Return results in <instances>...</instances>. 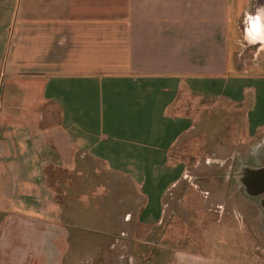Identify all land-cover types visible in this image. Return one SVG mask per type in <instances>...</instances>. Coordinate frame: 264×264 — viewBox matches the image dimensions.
Listing matches in <instances>:
<instances>
[{"label": "crops", "instance_id": "crops-1", "mask_svg": "<svg viewBox=\"0 0 264 264\" xmlns=\"http://www.w3.org/2000/svg\"><path fill=\"white\" fill-rule=\"evenodd\" d=\"M247 47L264 54V0H0V264H133L198 122L222 105L264 127ZM86 231L104 246L74 247Z\"/></svg>", "mask_w": 264, "mask_h": 264}, {"label": "rangeland", "instance_id": "rangeland-1", "mask_svg": "<svg viewBox=\"0 0 264 264\" xmlns=\"http://www.w3.org/2000/svg\"><path fill=\"white\" fill-rule=\"evenodd\" d=\"M12 33L9 31L6 46L10 51L16 49L17 41ZM255 48L247 47L246 67L263 70L264 54L255 59ZM3 65L0 61V71ZM10 86L8 80L5 88ZM6 107L13 109V105ZM225 109L217 106L206 120L198 122L194 137H184L176 146V158L184 167L183 177L167 193L159 224L149 227V235L145 229L139 230L148 239L127 241L133 264H174L177 257L181 260L177 264H190L189 259H196L190 254H201L207 264H264L261 195L246 192L237 175L244 166H264V127L254 131L247 122L244 125L243 121H231ZM57 178L61 181L69 177L60 174ZM96 237L86 231L73 241L74 247L86 252L103 247L106 241ZM73 259L76 262L66 259L63 264L111 262L103 255Z\"/></svg>", "mask_w": 264, "mask_h": 264}, {"label": "water", "instance_id": "water-1", "mask_svg": "<svg viewBox=\"0 0 264 264\" xmlns=\"http://www.w3.org/2000/svg\"><path fill=\"white\" fill-rule=\"evenodd\" d=\"M244 176L240 179L246 192L254 195H261L260 203L264 206V166H244Z\"/></svg>", "mask_w": 264, "mask_h": 264}, {"label": "bare ground", "instance_id": "bare-ground-1", "mask_svg": "<svg viewBox=\"0 0 264 264\" xmlns=\"http://www.w3.org/2000/svg\"><path fill=\"white\" fill-rule=\"evenodd\" d=\"M244 170L243 169H241L239 172H238V177H239V179H242V177L244 176Z\"/></svg>", "mask_w": 264, "mask_h": 264}, {"label": "flooded vegetation", "instance_id": "flooded-vegetation-1", "mask_svg": "<svg viewBox=\"0 0 264 264\" xmlns=\"http://www.w3.org/2000/svg\"><path fill=\"white\" fill-rule=\"evenodd\" d=\"M240 171V170H239Z\"/></svg>", "mask_w": 264, "mask_h": 264}]
</instances>
